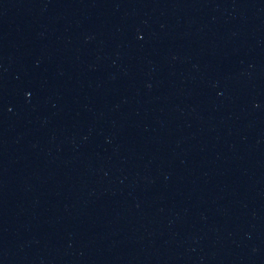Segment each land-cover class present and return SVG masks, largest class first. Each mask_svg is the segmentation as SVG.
Returning <instances> with one entry per match:
<instances>
[{
    "label": "water",
    "instance_id": "obj_1",
    "mask_svg": "<svg viewBox=\"0 0 264 264\" xmlns=\"http://www.w3.org/2000/svg\"><path fill=\"white\" fill-rule=\"evenodd\" d=\"M247 0H0V220L132 121Z\"/></svg>",
    "mask_w": 264,
    "mask_h": 264
}]
</instances>
